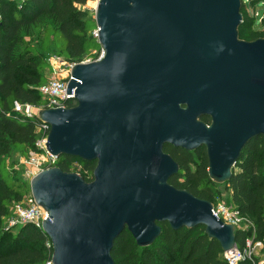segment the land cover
Returning <instances> with one entry per match:
<instances>
[{"label":"water","instance_id":"95a60500","mask_svg":"<svg viewBox=\"0 0 264 264\" xmlns=\"http://www.w3.org/2000/svg\"><path fill=\"white\" fill-rule=\"evenodd\" d=\"M241 9L242 0L97 1L104 57L72 69L76 106L38 116L51 155L96 163L91 182L56 167L30 183L48 213L53 264H114L125 230L146 248L162 223L203 226L223 252L237 248L211 202L170 184L180 166L164 149L205 148L210 179L225 184L246 145L264 138V38L240 39Z\"/></svg>","mask_w":264,"mask_h":264},{"label":"trees","instance_id":"16d2710c","mask_svg":"<svg viewBox=\"0 0 264 264\" xmlns=\"http://www.w3.org/2000/svg\"><path fill=\"white\" fill-rule=\"evenodd\" d=\"M90 1L95 0H0V264H44L49 258L48 238L32 224L4 229L11 206L30 192L29 184L17 176L7 158L13 150L24 158L31 152H39L40 119L14 112V103L44 105L41 87L48 80L46 72L52 71L47 55L77 64L96 59L93 53L102 50L94 36L96 21L83 10ZM263 1L249 0L246 4L242 0L241 40L253 42L264 38V31L254 29L258 20L247 12L248 6ZM34 28L43 32L39 47L27 40ZM201 120L211 122L207 117ZM164 151L180 166L179 174L170 184L216 205L221 193L218 184L209 177L206 149L189 152L166 146ZM75 164L82 168L81 177L91 182L96 163L62 157L57 167L67 173L77 172ZM225 186L232 205L254 226L236 230L237 249L244 251L248 239L254 235L253 244L258 241L264 244V138L253 139L246 145L232 180ZM160 226L161 236L146 248L139 247L125 230L111 252L114 264H228L220 243L207 236L205 227L174 231L168 223ZM239 264L259 263L253 256Z\"/></svg>","mask_w":264,"mask_h":264},{"label":"built area","instance_id":"2783aa9c","mask_svg":"<svg viewBox=\"0 0 264 264\" xmlns=\"http://www.w3.org/2000/svg\"><path fill=\"white\" fill-rule=\"evenodd\" d=\"M258 16L259 14L256 13V17ZM94 36L97 38L98 33H94ZM104 55L105 52L102 50L101 56L97 60L102 59ZM91 61L88 60L87 62L85 61L79 64H87L91 63ZM75 65H77V63H67L65 70L57 69L52 65V76L49 77L47 82L41 87V94L45 102L44 105L36 107L31 105H20L18 102H15L14 112L26 115L28 117H38L39 112L42 110L61 108L68 109L74 107V105L71 103H76L75 97L74 95H67V88L71 79L72 69ZM62 74H64V76H62ZM37 129L40 135V138L37 142L39 152L30 153V156L33 157L29 163V166L34 168H42L40 172L43 170L56 168L58 166L57 164L59 159L51 155L46 148L50 126L40 121ZM75 165L74 167L78 169L77 174L80 175L82 168L77 164ZM213 214L224 224L233 226L235 230H246L249 227H254L252 222L248 218L244 217L234 206L230 207L225 204L217 203L216 205H213ZM47 219L48 213L37 205L31 193V195L25 196L22 201L14 203L11 206L10 215L5 220V223L8 229H15L25 224H32L34 227L43 232V222ZM46 247L48 249L49 258L44 264H53V245L49 238L46 241ZM253 256L254 253L252 243L249 241L247 242L244 251H240L236 248L230 252H224V258L228 264H239L240 262H243L247 259H252Z\"/></svg>","mask_w":264,"mask_h":264},{"label":"rangeland","instance_id":"374dc122","mask_svg":"<svg viewBox=\"0 0 264 264\" xmlns=\"http://www.w3.org/2000/svg\"><path fill=\"white\" fill-rule=\"evenodd\" d=\"M12 1L13 2H21L19 0H12ZM97 1L98 0L90 1L83 7V10L88 12L89 18H91L93 20H95L96 7H97V6H95V4L97 3ZM245 3L249 4V0H245ZM247 10H248L247 12L250 16H253L258 20L254 29L256 31H260V32L264 31V24L262 23V21L264 19V1L255 5V6H251V7L248 6ZM256 13L259 14L258 17H256ZM0 20H1V17H0ZM96 32H97V30H96ZM96 32H95V34H96ZM42 37H43V32L41 30L34 28L28 34L27 40L30 41L32 44H35L37 47H39V45L42 41ZM101 53H102L101 49L98 51H95L93 53L94 55L97 56L95 60L100 58ZM46 58L51 65V70H52V65L55 66L57 69L65 70L67 62H64L63 60L55 57L53 54L47 55ZM88 60L89 61L92 60L91 62L95 61L93 59H86L85 61L87 62ZM85 61H83V62H85ZM52 72L53 71H51V72L47 71L46 76L48 78L51 77ZM62 76H64V74H62ZM32 157L33 156H30V154H29L28 157L24 158L19 153L15 152L13 150L7 158L9 166H12L13 170H15L17 176L23 182L28 183L29 186H30L32 179L37 174H39L40 171L42 170V168H34V167L29 166V163L31 162ZM193 168H195V167L193 166ZM72 173H77V172H72ZM218 188L220 190L221 197L216 203L225 204V205L230 206V207L233 206L232 202H231L230 192H229L228 188L225 186V184H218ZM29 195H31V189H30V192L28 194H26V196H29ZM4 229L7 230L6 225L4 226ZM254 238H255V235L252 238L248 239V241L252 243L253 253H254V256L256 258H258V263L264 264V251H263L264 250V244L260 241L253 244Z\"/></svg>","mask_w":264,"mask_h":264},{"label":"flooded vegetation","instance_id":"af4514ba","mask_svg":"<svg viewBox=\"0 0 264 264\" xmlns=\"http://www.w3.org/2000/svg\"><path fill=\"white\" fill-rule=\"evenodd\" d=\"M211 120V119H210ZM211 124V122L208 124V125H210Z\"/></svg>","mask_w":264,"mask_h":264},{"label":"bare ground","instance_id":"6f19581e","mask_svg":"<svg viewBox=\"0 0 264 264\" xmlns=\"http://www.w3.org/2000/svg\"><path fill=\"white\" fill-rule=\"evenodd\" d=\"M95 6H97V3L95 4Z\"/></svg>","mask_w":264,"mask_h":264}]
</instances>
